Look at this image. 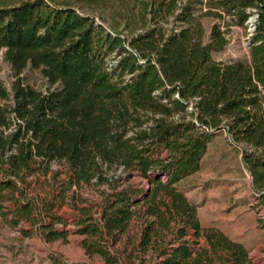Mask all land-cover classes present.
<instances>
[{
  "label": "trees",
  "instance_id": "obj_1",
  "mask_svg": "<svg viewBox=\"0 0 264 264\" xmlns=\"http://www.w3.org/2000/svg\"><path fill=\"white\" fill-rule=\"evenodd\" d=\"M209 3L207 15L221 17L212 11L221 8L241 25L248 8L258 10L250 63L213 58L228 41L215 25L205 43L202 23L193 22L196 0L177 15V1L167 4L168 14L187 24L171 31L156 19L165 3L152 0L148 29L134 36L107 29L64 0L0 8V50L16 75L41 69L60 85L44 94L19 79L13 106L0 104V205H13L15 225H30L46 243L67 242L68 222L56 209L69 199L76 233L86 237L83 250L106 264L123 261L112 247L137 214L144 219L139 248L159 254L140 264H254L241 243L203 229L178 189L200 170L222 130L254 148V173L264 168V0ZM10 100L0 82V101ZM53 163L64 166V180L58 171L48 178ZM116 168L138 173L147 190L121 183ZM93 181L110 190L97 204L80 194Z\"/></svg>",
  "mask_w": 264,
  "mask_h": 264
},
{
  "label": "rangeland",
  "instance_id": "obj_2",
  "mask_svg": "<svg viewBox=\"0 0 264 264\" xmlns=\"http://www.w3.org/2000/svg\"><path fill=\"white\" fill-rule=\"evenodd\" d=\"M29 0H0V8H10ZM84 14L93 16L98 23L107 29L115 28L123 36H134L148 29V15L152 0H64ZM165 5L162 11L157 12V20L164 23L169 31L179 30L185 23L176 21V15L187 2L195 0H176V15L168 14V5L171 0H160ZM193 22L200 21L205 29V43L210 42L212 28L217 25L225 33L228 44L221 52L213 53L217 62L250 63V48L253 36L256 33L259 12L248 8L249 19L239 24L232 14L222 12L221 8H214V13L207 15L210 0H196ZM236 1V0H212ZM165 18V19H163ZM251 22V24H250ZM6 49L0 50V82L11 95L10 101H0L1 105L13 106V87L17 80L25 86H30L44 94L60 87L51 85L42 74L41 69L28 67L19 76L6 61ZM255 150L246 144H239L232 140L229 134L222 130L216 134L208 145V150L201 162L198 172L183 179L178 184L189 202L197 208V215L203 229L216 228L227 235L231 240L241 243L249 252L254 264H264V168L254 173L248 164V159ZM259 153H257L258 155ZM161 155L166 156L163 152ZM157 158H161L158 156ZM60 172L61 180L65 179L64 166L53 163L50 168L49 179ZM116 174L122 176L121 183L132 184L143 191L148 188L147 181L138 173L130 175L116 168ZM51 183V182H50ZM44 187L51 190V184ZM53 185V182H52ZM75 190V189H73ZM110 190L107 185H85L80 189L83 199L91 200L94 204L102 200L104 191ZM71 193H68L70 197ZM0 205V264H106L100 256H89L83 250L81 242L85 236L78 235L74 226L78 214L70 206V200L60 203L56 212L68 222L66 230L70 232L67 242L56 241L46 243L40 239L36 230L30 225H15L11 209L13 205L5 203ZM136 209L140 210L141 206ZM137 214L130 228L119 237L112 247L113 252L123 259L119 264H140L141 261H153L159 255L156 249L150 248L148 252L141 251L139 243L142 235L144 219ZM61 231L65 228L58 225ZM30 233L25 237L22 230ZM193 238L190 232L188 237ZM193 241V239L191 240ZM204 244L203 241H200ZM196 250L197 246H193ZM125 259V260H124Z\"/></svg>",
  "mask_w": 264,
  "mask_h": 264
},
{
  "label": "bare ground",
  "instance_id": "obj_3",
  "mask_svg": "<svg viewBox=\"0 0 264 264\" xmlns=\"http://www.w3.org/2000/svg\"><path fill=\"white\" fill-rule=\"evenodd\" d=\"M250 24H251V22H250Z\"/></svg>",
  "mask_w": 264,
  "mask_h": 264
}]
</instances>
